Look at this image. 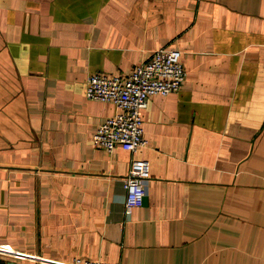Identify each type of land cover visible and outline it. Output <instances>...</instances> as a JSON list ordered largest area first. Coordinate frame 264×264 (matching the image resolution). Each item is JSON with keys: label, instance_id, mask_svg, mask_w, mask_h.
<instances>
[{"label": "crops", "instance_id": "crops-1", "mask_svg": "<svg viewBox=\"0 0 264 264\" xmlns=\"http://www.w3.org/2000/svg\"><path fill=\"white\" fill-rule=\"evenodd\" d=\"M158 48L186 76L149 96L147 145H95L117 108L88 76ZM133 158L150 176L126 212ZM0 257L264 264V0H0Z\"/></svg>", "mask_w": 264, "mask_h": 264}, {"label": "built area", "instance_id": "built-area-1", "mask_svg": "<svg viewBox=\"0 0 264 264\" xmlns=\"http://www.w3.org/2000/svg\"><path fill=\"white\" fill-rule=\"evenodd\" d=\"M186 76L181 51L171 48L153 50L147 60L127 74L91 73L86 80L85 95L89 99L111 102L117 110L106 117L92 135V142L110 151L121 146L128 151L147 145L143 132L142 111L149 96L177 91ZM150 176L149 162L133 158L122 179L126 191L125 210L141 204L144 182ZM67 264H110L100 260L74 258ZM120 264V263H112Z\"/></svg>", "mask_w": 264, "mask_h": 264}, {"label": "water", "instance_id": "water-1", "mask_svg": "<svg viewBox=\"0 0 264 264\" xmlns=\"http://www.w3.org/2000/svg\"><path fill=\"white\" fill-rule=\"evenodd\" d=\"M0 264H19V263L13 260H5L0 257Z\"/></svg>", "mask_w": 264, "mask_h": 264}]
</instances>
